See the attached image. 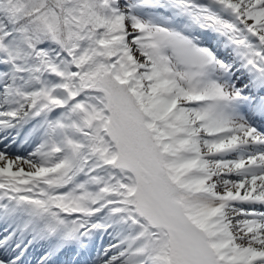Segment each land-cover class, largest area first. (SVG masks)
Segmentation results:
<instances>
[{
	"label": "snow or ice",
	"instance_id": "6c2138e0",
	"mask_svg": "<svg viewBox=\"0 0 264 264\" xmlns=\"http://www.w3.org/2000/svg\"><path fill=\"white\" fill-rule=\"evenodd\" d=\"M0 224V264H264V0H0Z\"/></svg>",
	"mask_w": 264,
	"mask_h": 264
},
{
	"label": "bare ground",
	"instance_id": "6f19581e",
	"mask_svg": "<svg viewBox=\"0 0 264 264\" xmlns=\"http://www.w3.org/2000/svg\"><path fill=\"white\" fill-rule=\"evenodd\" d=\"M20 154H22V155H23L24 153H20Z\"/></svg>",
	"mask_w": 264,
	"mask_h": 264
}]
</instances>
